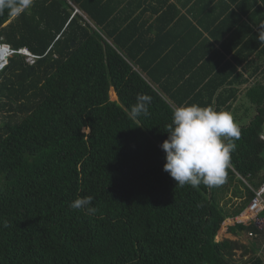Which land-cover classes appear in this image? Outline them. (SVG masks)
I'll use <instances>...</instances> for the list:
<instances>
[{"label": "trees", "instance_id": "16d2710c", "mask_svg": "<svg viewBox=\"0 0 264 264\" xmlns=\"http://www.w3.org/2000/svg\"><path fill=\"white\" fill-rule=\"evenodd\" d=\"M261 25L264 0L5 10L0 44L15 52L0 70V264H264L244 259L239 240H217L264 181ZM138 94L151 98L149 116L132 114ZM185 103L227 110L239 125L222 184L181 187L163 170L165 126ZM85 196L94 215L70 208ZM229 231L257 239L264 228Z\"/></svg>", "mask_w": 264, "mask_h": 264}, {"label": "clouds", "instance_id": "9594fccd", "mask_svg": "<svg viewBox=\"0 0 264 264\" xmlns=\"http://www.w3.org/2000/svg\"><path fill=\"white\" fill-rule=\"evenodd\" d=\"M31 3L32 0H0V15L5 10L9 16L19 15ZM257 39L264 46V25L260 26ZM136 100L132 114L137 117L149 116L151 98L138 94ZM165 127L168 138L160 145L166 154L163 170L177 185L182 187L188 184L196 188L203 183L212 187L224 182L231 153L236 149L234 140L240 137L239 125L231 112L185 103L172 110L171 122ZM226 140L229 142L226 143ZM93 200L92 196L77 197L70 208L94 215L98 209L92 206Z\"/></svg>", "mask_w": 264, "mask_h": 264}, {"label": "built area", "instance_id": "2783aa9c", "mask_svg": "<svg viewBox=\"0 0 264 264\" xmlns=\"http://www.w3.org/2000/svg\"><path fill=\"white\" fill-rule=\"evenodd\" d=\"M14 52H15L14 50L10 49L9 55L10 53L13 54ZM19 52L27 55V60L30 63H33L35 61L36 56L33 55L27 48H23ZM1 68H3V65H1ZM253 190H254V197L252 198L250 204L247 206L246 210L251 212L252 221H254L259 228L263 229L264 217H261L260 214L264 211V181L257 189H253ZM250 235H253V233L250 232Z\"/></svg>", "mask_w": 264, "mask_h": 264}, {"label": "crops", "instance_id": "0c3cea01", "mask_svg": "<svg viewBox=\"0 0 264 264\" xmlns=\"http://www.w3.org/2000/svg\"><path fill=\"white\" fill-rule=\"evenodd\" d=\"M254 58L255 59H257V57L256 56H254ZM260 62H262V61H260ZM247 209V208H246ZM244 210L243 212H242V214H240L239 216H237V217H235V218H229V219H233L234 221H233V225H235L236 223H243V224H250L251 222H252V219H251V217H250V215H252L251 214V212H248L247 210ZM241 216L242 217H246V218H241ZM229 219H227L226 221H228ZM245 219H247V220H245ZM233 225H230V227L231 226H233ZM228 231H229V229H227ZM220 231V230H219ZM230 233H227V235H226V237H223L224 239L225 238H229V239H233V240H239L241 243H243V244H245L246 245V243H244V239H242L241 237H242V235H243V233H240V234H235V233H232L231 231H229ZM263 232V231H262ZM233 234V236H231V235H229V234ZM245 233V232H244ZM264 232L263 233H261V235L259 234V236H257L258 238L256 239V238H252V239H254L253 240V242L248 246V249H249V253L248 254H245V256H244V259H246V258H248L249 256H251L252 254H254V253H256L257 255H260V256H262L263 257V259H264V255H263V248H264V242H262V239H263V237H264ZM234 235H236V236H234ZM218 236V235H217ZM247 237H249L248 236V233H247V235H246ZM260 236L262 237L261 239H259L260 238ZM223 238H221V239H223ZM239 238H241V239H239ZM256 239V240H255ZM259 240V243H257V241ZM260 244H263L262 246H261V248L259 247L260 246ZM241 252L240 253H242V250H240ZM239 257H241V254L239 255Z\"/></svg>", "mask_w": 264, "mask_h": 264}, {"label": "rangeland", "instance_id": "374dc122", "mask_svg": "<svg viewBox=\"0 0 264 264\" xmlns=\"http://www.w3.org/2000/svg\"><path fill=\"white\" fill-rule=\"evenodd\" d=\"M12 54L10 53V55H9V57L11 56ZM110 96H111V99H113V100H116L117 99V96H116V94H115V92L111 89L110 90ZM249 212V211H248ZM247 217V216H246ZM246 217H242L241 216V218L243 219V218H246ZM250 217H251V215H250ZM244 220V219H243ZM245 220H247V219H245ZM233 219H229L228 221H225V223L223 224V226L221 227V229H220V231H219V233H218V236H217V239L218 240H223L224 238L223 237H226V235H227V233H230L227 229H229V227H230V225H233ZM229 235H231V236H233V234L231 233V234H229ZM247 235V233L245 232V233H243V235H242V239H244V243H246V245L247 246H249L252 242H253V240L254 239H252L251 238V236H249V234H248V236L249 237H247L246 236ZM234 236H236V235H234ZM221 238H223V239H221ZM241 238H239V239H241ZM262 238V237H261ZM256 240V239H255ZM262 242H264V237H263V239H262ZM257 243H259V240L257 241ZM263 244H260V248H261V246H262ZM241 251L240 250H237V257H239V255L241 254L240 253ZM263 255H264V248H263Z\"/></svg>", "mask_w": 264, "mask_h": 264}, {"label": "bare ground", "instance_id": "6f19581e", "mask_svg": "<svg viewBox=\"0 0 264 264\" xmlns=\"http://www.w3.org/2000/svg\"><path fill=\"white\" fill-rule=\"evenodd\" d=\"M7 55H8V52H7L6 45L5 46L0 45V68H1V65L5 64Z\"/></svg>", "mask_w": 264, "mask_h": 264}, {"label": "water", "instance_id": "95a60500", "mask_svg": "<svg viewBox=\"0 0 264 264\" xmlns=\"http://www.w3.org/2000/svg\"><path fill=\"white\" fill-rule=\"evenodd\" d=\"M6 47H7V52H8V55H7V58H8L11 47L9 45H6ZM7 62H8V59H6L5 63Z\"/></svg>", "mask_w": 264, "mask_h": 264}]
</instances>
